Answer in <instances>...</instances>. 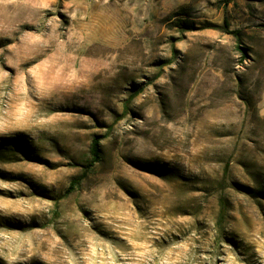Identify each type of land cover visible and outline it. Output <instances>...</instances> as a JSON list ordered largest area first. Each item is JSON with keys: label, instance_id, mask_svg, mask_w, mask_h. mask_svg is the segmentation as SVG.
<instances>
[{"label": "rangeland", "instance_id": "374dc122", "mask_svg": "<svg viewBox=\"0 0 264 264\" xmlns=\"http://www.w3.org/2000/svg\"><path fill=\"white\" fill-rule=\"evenodd\" d=\"M263 103L264 0H0V264H264Z\"/></svg>", "mask_w": 264, "mask_h": 264}, {"label": "trees", "instance_id": "16d2710c", "mask_svg": "<svg viewBox=\"0 0 264 264\" xmlns=\"http://www.w3.org/2000/svg\"><path fill=\"white\" fill-rule=\"evenodd\" d=\"M189 29L193 30L195 28H194V26H191ZM223 30L227 34L233 35L237 40H240V38H239L240 32L230 30V26H229V22H228L227 18H225V20H224ZM241 51H242L243 56L245 57V55H246L245 51L242 49H241ZM102 140H103L102 136H95L93 138L91 146H90V153H89L91 161L88 164V166H86V168L83 170L84 176H87L89 170L102 160ZM77 184H79V181L74 180L72 182L70 188L68 189L67 193H70L71 191H73ZM222 206L223 207H222V211H221V216L223 217V215L225 214V205H222Z\"/></svg>", "mask_w": 264, "mask_h": 264}, {"label": "crops", "instance_id": "0c3cea01", "mask_svg": "<svg viewBox=\"0 0 264 264\" xmlns=\"http://www.w3.org/2000/svg\"><path fill=\"white\" fill-rule=\"evenodd\" d=\"M262 108L264 109V103L262 104Z\"/></svg>", "mask_w": 264, "mask_h": 264}]
</instances>
